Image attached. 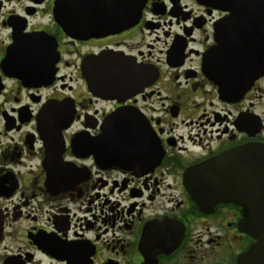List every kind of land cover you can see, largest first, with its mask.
<instances>
[{"label":"flooded vegetation","instance_id":"1","mask_svg":"<svg viewBox=\"0 0 264 264\" xmlns=\"http://www.w3.org/2000/svg\"><path fill=\"white\" fill-rule=\"evenodd\" d=\"M257 48L264 0H0V264H241Z\"/></svg>","mask_w":264,"mask_h":264},{"label":"water","instance_id":"2","mask_svg":"<svg viewBox=\"0 0 264 264\" xmlns=\"http://www.w3.org/2000/svg\"><path fill=\"white\" fill-rule=\"evenodd\" d=\"M256 54L254 55H245L244 58L242 59L243 65H240L239 67L242 69V72H236L234 71L233 74H225L222 76V74H215L214 78H217L221 80L222 82L224 80H227L231 85L235 84L237 87L242 86V87H249V85L259 76L263 71H264V51L261 48L256 49ZM224 60L220 61L222 64L220 65L222 70H230L232 68L230 65H226L223 63ZM109 88H101L99 89L100 92H106L108 91ZM224 91L227 95H231V92L229 89L224 87ZM119 127H122L117 121L114 123H111V120H108V123L106 124V129L109 128H116L119 130ZM112 135V134H111ZM110 135V136H111ZM110 150L112 152V156L114 158H118L119 156V150L116 147L115 142H111ZM257 162H258V173H259V181L255 180V185H251L250 187H245L247 190L255 191L256 197L251 196L249 199H246L245 201L239 200V203L242 205L247 206L250 211H253L255 213V208L256 205L258 206L257 209L263 210V216H252L245 224V227H247V231L249 234L256 238V241L252 243V245L249 247L250 249L242 255V263H246L247 261L244 262L245 260H251L252 264H264L263 261H261V253L264 251V245H263V237H264V148L258 146L257 147ZM194 182L191 181L190 185H195L196 183L199 182V177L196 176L194 177H186V184L189 185L188 180H194ZM193 196L196 199H198L199 204L203 206V199L205 191L202 190H196L193 191ZM256 204V205H255ZM204 207V206H203ZM263 221V222H262ZM263 259V258H262Z\"/></svg>","mask_w":264,"mask_h":264}]
</instances>
